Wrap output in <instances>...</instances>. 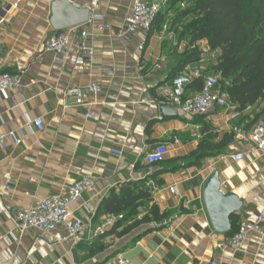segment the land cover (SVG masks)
I'll return each instance as SVG.
<instances>
[{
    "label": "crops",
    "instance_id": "crops-1",
    "mask_svg": "<svg viewBox=\"0 0 264 264\" xmlns=\"http://www.w3.org/2000/svg\"><path fill=\"white\" fill-rule=\"evenodd\" d=\"M52 1L0 0V9L11 4L0 24V74L20 76V87L0 96V132L23 131L18 132L23 136L19 146L8 140V146L0 149V230L5 233L0 240V264H57V260L115 264L119 257H125L128 264H264L260 233L250 230L242 250L225 245L230 236L212 227L202 200L205 181L217 172L221 191L234 193L242 201L235 213L236 224L247 221L264 229V154L234 131L249 133L257 123L264 125V103L242 111L231 104L232 109L218 107L197 117L168 105L176 113L162 116L159 107L164 103L157 87L186 66L196 65L173 72L176 59L166 39L170 35L160 29L149 37L146 30L119 37L132 0H103L104 29L98 31L97 23L87 26L93 60L78 65L76 47L60 53L43 49L45 39L57 32L49 21ZM71 1L84 7L90 3ZM211 53L207 67L212 72L218 53ZM91 82L101 85L103 93L89 99L88 105L75 106L72 99H62L63 90ZM199 89L192 85L186 96ZM88 112L93 118L86 117ZM27 117H40L43 130L30 133L24 126ZM205 126L211 131H204ZM206 133L215 134V143L225 134L233 138L223 153L195 164L190 155ZM160 143L167 145L168 152L162 162L149 167L145 155ZM111 148L123 154L117 156ZM238 152H244L245 158L233 161L231 155ZM87 175L94 178V189L69 205L89 225L82 240L57 241L50 233L15 228L12 211L27 208L34 199L63 193ZM139 180L152 192L149 205L170 211L169 218L160 228L150 224L120 236L116 233L124 224L115 230L109 226L96 238L95 228L108 218L97 214L101 201L111 190ZM147 211L143 209L140 215Z\"/></svg>",
    "mask_w": 264,
    "mask_h": 264
},
{
    "label": "built area",
    "instance_id": "built-area-1",
    "mask_svg": "<svg viewBox=\"0 0 264 264\" xmlns=\"http://www.w3.org/2000/svg\"><path fill=\"white\" fill-rule=\"evenodd\" d=\"M103 0H90L89 20L83 25L74 26L62 31H57L48 36L44 43V51L53 53L63 52L71 47H76L80 56L76 59V64L83 65L86 60H93L94 49L92 46L91 36L87 26H96L98 31L104 29L102 21L104 20L103 14L100 12V5ZM17 6V3H13ZM11 4L6 3L0 9V24L4 22V15ZM165 9L164 0H132L129 11L124 16V28L119 37H125L136 33L138 30H148L154 18L159 12ZM86 25V26H85ZM200 40L193 45L198 47L200 51V59L195 66H186L180 73H178L171 81H168L157 87V93L161 98V102L173 108H176L182 114L190 117L204 116L214 111L218 107L231 108V103L228 99V94L223 86L220 84L219 75L213 71H208L207 61L213 54L207 43ZM142 48V46H139ZM180 50L184 48L179 47ZM195 79H201L200 89L193 95L187 97L186 90L188 85ZM20 87V76L17 74H10L3 72L0 74V96ZM103 93L101 85L96 82H91L85 87H70L61 92V97L65 101L72 99L75 106L88 105L89 99H95ZM232 109V108H231ZM234 116L236 113L233 114ZM87 118H93V115L88 112ZM26 129L30 133L42 131L44 128L43 120L40 117L30 119L26 118ZM34 126V128L32 127ZM24 127V128H25ZM237 137L244 141H251L262 151L264 154V125L257 123L249 133H245L238 129L234 130ZM23 131L6 130L0 132V149H5L8 146V140L12 144L19 146L22 141V134L18 133ZM110 151L117 156H121L123 151L117 148H111ZM168 152L165 143L157 144L152 150L145 155L147 165L152 167L162 162ZM244 152H238L231 155L233 161H239L245 158ZM30 180H33L32 178ZM94 178L87 175L83 176L72 185L67 187L63 193L41 198L34 199L31 204L25 208L11 212V218L15 228L19 232L26 229L33 228L44 233L53 234L57 241L63 239H71L75 243L82 240L88 231L89 225L82 219L74 215L73 211L69 208L71 202L77 200L85 191L94 189ZM8 187V184H6ZM9 212V207L6 208ZM120 217V216H119ZM118 217H108L104 223L95 228V235L104 233L105 229L112 226ZM261 217H258V221ZM208 222L203 223L207 226ZM64 230L65 237L62 235L61 230ZM250 230H257L261 235L259 244L264 245V229L258 224H251L247 221H242L239 225L238 231L231 237L225 239L224 244L233 246L237 249H243L242 241ZM7 235L16 239L13 231H8ZM5 233L0 230V240L3 239ZM57 264H62L60 260L56 261ZM45 264V263H39ZM115 264H128L125 257H119ZM208 264H219L211 261Z\"/></svg>",
    "mask_w": 264,
    "mask_h": 264
},
{
    "label": "trees",
    "instance_id": "trees-1",
    "mask_svg": "<svg viewBox=\"0 0 264 264\" xmlns=\"http://www.w3.org/2000/svg\"><path fill=\"white\" fill-rule=\"evenodd\" d=\"M164 1L166 9L154 18L147 30L148 37L161 29L163 14L179 8L184 0ZM183 14L194 16L198 22L189 26L190 39L183 50L179 49V45L170 44L171 54L176 59L173 72H180L186 65L199 61L200 51L193 45L204 40L211 52L218 53L212 70L219 75L220 84L226 90L229 102L238 111L259 101L264 103V0H191ZM174 76L175 74L169 79ZM192 85L201 87V79L193 80L187 88ZM204 129L206 132L211 131L207 126ZM214 137L215 134L206 133L200 139L190 155L195 159V164L201 158L223 153L233 138L232 135L225 134L219 143H215ZM151 201L150 188L143 180H139L125 184L118 191L111 190L101 201L97 214L118 217L111 230L124 224V228L116 233L119 236L150 224H156L155 228H160L171 212L161 211L154 203L149 205ZM145 208L148 211L140 215ZM230 225V230L225 234L231 237L239 228L235 213L230 218ZM98 236L95 237H101Z\"/></svg>",
    "mask_w": 264,
    "mask_h": 264
},
{
    "label": "water",
    "instance_id": "water-1",
    "mask_svg": "<svg viewBox=\"0 0 264 264\" xmlns=\"http://www.w3.org/2000/svg\"><path fill=\"white\" fill-rule=\"evenodd\" d=\"M89 6H77L71 0H53L50 5L49 21L56 31H62L82 25L89 20ZM160 113L173 115L175 109L161 104ZM203 204L212 227L220 233L230 230V218L242 205V201L234 193H223L217 172H213L205 181L202 194Z\"/></svg>",
    "mask_w": 264,
    "mask_h": 264
},
{
    "label": "rangeland",
    "instance_id": "rangeland-1",
    "mask_svg": "<svg viewBox=\"0 0 264 264\" xmlns=\"http://www.w3.org/2000/svg\"><path fill=\"white\" fill-rule=\"evenodd\" d=\"M191 3V0H184L181 2L179 8H175L171 11L165 12L160 21V28L165 33L170 35L167 39L172 46H182L184 47L189 39V26L195 22H198L194 16L186 14L184 15V9H186ZM204 42L200 40L199 43Z\"/></svg>",
    "mask_w": 264,
    "mask_h": 264
}]
</instances>
